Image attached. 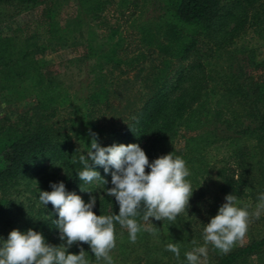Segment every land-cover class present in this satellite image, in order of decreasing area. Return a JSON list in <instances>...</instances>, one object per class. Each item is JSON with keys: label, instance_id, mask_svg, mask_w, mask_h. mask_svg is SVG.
<instances>
[{"label": "trees", "instance_id": "1", "mask_svg": "<svg viewBox=\"0 0 264 264\" xmlns=\"http://www.w3.org/2000/svg\"><path fill=\"white\" fill-rule=\"evenodd\" d=\"M127 1L140 2L120 4ZM161 3L157 15L140 23L134 42L126 35L114 40L120 27L105 31L107 11L116 0H78L76 15L65 24L57 19L52 0H0V6L19 13L39 10L10 37H0V80L7 82L2 86L20 80L37 100L24 129L0 132V242L12 230L33 229L49 244L61 245L51 203L25 209L9 186L37 176L49 161L62 169L60 182L67 191L77 194L87 184L77 174L84 168L79 157L87 158L93 133L104 147L138 143L150 162L170 153L186 161L193 194L177 222H194L205 208L209 223L229 194L240 207L259 203L264 193V78L251 65L264 47V0ZM80 38L85 57L94 60L91 82L84 91H72L43 72L36 54L45 50L40 41L75 46ZM133 84L140 93L120 111L116 101ZM94 170L102 171L105 186L112 187L110 173L101 166ZM93 210L114 215L119 205L109 197ZM142 216L143 208L136 217L141 226ZM80 247L69 252L79 254ZM82 247L91 254L88 244ZM253 259L264 264V234L227 253L219 250L212 264Z\"/></svg>", "mask_w": 264, "mask_h": 264}, {"label": "clouds", "instance_id": "2", "mask_svg": "<svg viewBox=\"0 0 264 264\" xmlns=\"http://www.w3.org/2000/svg\"><path fill=\"white\" fill-rule=\"evenodd\" d=\"M79 162L84 168L77 174L85 183L97 180L108 184L94 166H101L105 173H110L112 187L107 188L106 195L115 198L119 214L97 215L93 210L95 196L86 203L80 195L67 191L64 182L52 183L51 191H40L39 201L45 206L51 203L54 207L59 218L53 222L59 230L60 240L65 243L59 246L49 244L43 233L33 229L26 233L12 230L7 239L0 242V264H90L83 244L89 245L96 264H113L110 253L116 247L117 223L128 230L130 242L135 243L142 230L136 219L141 208L145 222L150 218L174 222L189 207L193 191L186 178L191 173L180 156L174 157L170 153L150 162L138 143L104 147L93 133L87 158L81 155ZM146 168H150V172H146ZM81 191L87 192L82 187ZM225 200L218 214L203 229L204 245L185 253L188 264H200V258L208 255V244L223 253L229 252L246 236L251 217L258 219L264 212V193L258 196L259 203L252 212L249 205L238 206L233 194L227 195ZM143 230L157 234L155 229ZM192 243L196 245L195 240ZM74 244L81 245L79 254L69 252ZM166 250L180 257L178 244L169 243Z\"/></svg>", "mask_w": 264, "mask_h": 264}, {"label": "rangeland", "instance_id": "3", "mask_svg": "<svg viewBox=\"0 0 264 264\" xmlns=\"http://www.w3.org/2000/svg\"><path fill=\"white\" fill-rule=\"evenodd\" d=\"M52 1L54 2L57 19H60L62 24H65L69 18L76 15L78 0ZM120 1L122 0H116L117 4L111 6L107 11L108 26L106 25L105 31L109 32L112 26L120 27L114 40H117L120 35H126L128 41L135 42L138 26L159 13L162 4L161 0H147L144 4L142 0L138 4H128L129 1H127L125 5H121ZM38 13L39 10L34 11V13H19L13 7L0 6V37H10L16 28L24 25ZM40 43H43L45 50L37 53L36 58L42 65L43 72L48 77L64 82L72 91H84L91 82V66L94 62L91 58L85 57L87 50L84 38H80L75 46L59 44L56 41H40ZM252 63L251 67L254 68L252 71L264 78V47L256 51L254 62ZM2 83L7 85V82L0 80V132L8 127L24 129L27 126V119L35 112L37 100L31 93L30 88L24 82L21 83L20 80L8 82L7 87H3ZM140 83L141 80L137 86ZM133 86H136V84H133ZM137 86L131 88L132 85H130V87L125 86L123 88V93L120 95L121 98L116 101L120 111L124 105L128 104L130 97L134 96L136 92L139 95L140 91H138ZM131 90L134 91L132 92ZM139 101L137 100L135 103L138 104ZM132 106L135 105L133 104ZM64 115V112H62V115L58 117L62 118ZM49 165L50 162L46 161L43 171L37 176L22 178L9 186L10 195L19 202L24 203L25 209L42 205L39 201L40 191L51 190L50 185L52 183L60 182L63 173L62 169ZM99 173L104 178L103 172L99 171ZM107 188L110 187H106L102 181L94 180L91 183H87L83 188L87 192L79 190L77 194L86 203L90 201L91 196H95L97 203L102 199L109 198L106 195ZM255 207L251 204L249 211H254ZM185 211L187 213L188 210L186 209ZM204 211L205 208L195 221L191 223L177 222L176 220L174 222L168 220L157 221L155 218H151L148 222L143 221L142 230L145 228L155 229L157 234L153 235L151 231L144 230L143 236L137 234L135 243L130 242L128 230L120 226L115 229L116 247L110 253L113 258V264H188L185 253L191 251L194 247L204 245L203 229L206 225L204 220H207ZM14 212H16V208H14ZM263 234L264 212L261 213L258 219L254 216L251 217L246 236L242 240L237 241L233 247L246 244L252 238ZM59 236L60 244L65 243L60 240ZM193 240L196 241V245H193ZM169 243L178 244L180 247L179 258L174 253L166 250V245ZM77 245L79 244H74L72 247ZM207 248L208 255L206 258H200V264H212L214 256L219 252L211 244H208ZM89 253L91 254H87V259L90 264H96L94 254L92 252ZM246 264L260 263L253 259Z\"/></svg>", "mask_w": 264, "mask_h": 264}]
</instances>
